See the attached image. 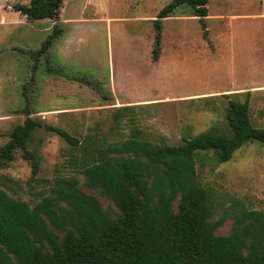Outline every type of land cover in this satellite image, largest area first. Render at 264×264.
Segmentation results:
<instances>
[{
	"label": "rangeland",
	"instance_id": "374dc122",
	"mask_svg": "<svg viewBox=\"0 0 264 264\" xmlns=\"http://www.w3.org/2000/svg\"><path fill=\"white\" fill-rule=\"evenodd\" d=\"M0 0V147L25 120V110L72 134L116 140L130 131L129 117L155 142L179 144L186 134L229 133L224 94L250 91V116L264 127V0H209L203 26L191 7L162 19L157 45L154 19L173 0H68L62 20L29 21ZM57 25L61 32L48 43ZM43 48V49H42ZM132 105L122 122L113 114ZM28 147L0 167V187L32 206L61 176H77L105 208L114 203L85 183L73 162L79 151L55 132L38 128ZM200 153V152H198ZM202 184L225 217L216 233L231 232L237 212L264 211V143L253 141L218 162L211 151L197 160Z\"/></svg>",
	"mask_w": 264,
	"mask_h": 264
},
{
	"label": "trees",
	"instance_id": "16d2710c",
	"mask_svg": "<svg viewBox=\"0 0 264 264\" xmlns=\"http://www.w3.org/2000/svg\"><path fill=\"white\" fill-rule=\"evenodd\" d=\"M67 2L28 0L11 6L29 21H57ZM183 5L205 26L209 0H173L154 19L155 51L162 19ZM53 30L48 43L61 32L57 25ZM224 95L229 133L186 134L179 144L151 140L134 116L126 135L108 141L99 132L72 134L25 110L24 122L0 147V167L21 149L36 175L41 156L28 141L43 127L79 151L73 162L86 185L115 208H105L97 195L82 189L77 176L58 177L33 206L0 187V264H264V211L237 212L231 232L216 233L226 218L214 219L215 207L197 168L204 152L222 163L249 142L264 143V127L254 125L250 116V91L244 99L241 93ZM132 107L121 106L114 123L119 125Z\"/></svg>",
	"mask_w": 264,
	"mask_h": 264
}]
</instances>
